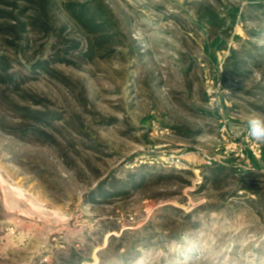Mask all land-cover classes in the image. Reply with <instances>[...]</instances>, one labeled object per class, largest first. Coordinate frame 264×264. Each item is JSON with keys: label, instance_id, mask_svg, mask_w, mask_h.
I'll return each instance as SVG.
<instances>
[{"label": "rangeland", "instance_id": "374dc122", "mask_svg": "<svg viewBox=\"0 0 264 264\" xmlns=\"http://www.w3.org/2000/svg\"><path fill=\"white\" fill-rule=\"evenodd\" d=\"M259 2L0 0L13 76L0 69V264L70 250L98 264L110 236L148 224L181 238L132 264H264V143L246 127L264 116ZM235 5L232 30L205 25L207 9L227 18ZM92 14L103 29L85 27ZM105 178L112 196L90 202Z\"/></svg>", "mask_w": 264, "mask_h": 264}, {"label": "trees", "instance_id": "16d2710c", "mask_svg": "<svg viewBox=\"0 0 264 264\" xmlns=\"http://www.w3.org/2000/svg\"><path fill=\"white\" fill-rule=\"evenodd\" d=\"M257 7H259L263 13H264V2L256 3ZM88 12V9L85 5H82V7L79 10V17L86 18ZM240 13V5H235L230 9L227 13L226 17H221L220 14H217L212 9H207L205 11V19L203 20L205 25L208 27H217L219 29L226 28L228 30H232L234 25L236 24L237 16ZM93 15V14H92ZM97 15L91 16L89 19H87L85 23V27H87L91 32L93 31H99L104 28L105 20L100 21L96 18ZM224 39L221 37V35H217L213 40L210 41L208 39L206 43V50L208 53H210L211 49L220 50L224 46ZM235 50L231 49V54L228 57L227 64H229L231 61L235 58ZM216 59V58H214ZM235 65L237 64L236 61H234ZM227 68V66H226ZM0 69L4 70L6 72L8 77H13L11 74L7 73V66L6 61L3 58H0ZM33 116H35L38 120L44 121L49 118V114L46 113H40L35 111L33 112ZM264 157V155H263ZM248 159L253 163L255 167H259V161L258 158L252 155V153L249 152ZM175 173V171H174ZM173 173V174H174ZM109 184V178H105L102 181H100L95 189L91 192V195L89 196V200L92 203L96 202L97 197H101L105 201L112 196V193L106 188ZM125 184L120 183L119 187L122 189L121 192L124 191ZM171 209L173 213L178 214L183 212L174 207H166L164 210ZM190 216L187 215L185 219H189ZM163 220H165L164 224H167L170 221V217L167 215L162 217ZM178 221H174V224H177ZM162 226V225H161ZM118 230V229H117ZM181 233H175L174 231H170L169 233H157L154 226L148 224L145 227H143L140 230H128V231H122L120 236H110L109 237V243L107 247L101 251L98 252V255L100 256L99 263L98 264H107V261L109 259L114 260V264H132L133 262L137 261L139 258V255L142 252V249H151L154 248L159 242H167L172 240L173 242L176 240H180ZM85 263H93L92 259H85L79 255L78 252L75 250H70L68 253V256H63L60 261L54 263V264H85ZM43 264V263H40Z\"/></svg>", "mask_w": 264, "mask_h": 264}, {"label": "clouds", "instance_id": "9594fccd", "mask_svg": "<svg viewBox=\"0 0 264 264\" xmlns=\"http://www.w3.org/2000/svg\"><path fill=\"white\" fill-rule=\"evenodd\" d=\"M247 134L257 143H264V116L250 117L246 122Z\"/></svg>", "mask_w": 264, "mask_h": 264}, {"label": "built area", "instance_id": "2783aa9c", "mask_svg": "<svg viewBox=\"0 0 264 264\" xmlns=\"http://www.w3.org/2000/svg\"><path fill=\"white\" fill-rule=\"evenodd\" d=\"M153 124H154V129L156 130V133H159L160 132L162 135H164V134H170L169 129H161L160 127H158V125L155 124V122ZM259 152H261V151H259ZM247 155H248V153H247ZM237 156L245 157L244 150L243 149H240V151L237 153ZM253 156H255L256 158H258L260 155L259 154L257 155V153H255V155H253ZM212 162L213 161L210 160V158H209V162L208 163L211 164Z\"/></svg>", "mask_w": 264, "mask_h": 264}]
</instances>
